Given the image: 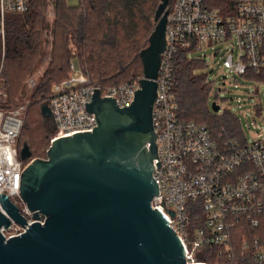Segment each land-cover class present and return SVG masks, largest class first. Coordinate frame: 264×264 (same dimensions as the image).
Here are the masks:
<instances>
[{"label": "built area", "instance_id": "built-area-1", "mask_svg": "<svg viewBox=\"0 0 264 264\" xmlns=\"http://www.w3.org/2000/svg\"><path fill=\"white\" fill-rule=\"evenodd\" d=\"M29 9L30 0H0V199L5 194L12 202L20 197L28 164L18 149L27 105H7L2 78L6 23L8 15ZM230 39L236 42L232 53L238 50L237 59L229 54L223 68L264 82V0H225L223 7L209 6L204 0H171L153 105L160 166L155 159L153 175L159 195L152 207L162 212L181 238L188 264H209L201 259L207 253L217 264H264V238L253 233L261 229L264 216V137L248 142L229 137L225 130L214 135L205 124L183 120L177 100L175 54L179 48L191 54ZM70 69L72 75L54 84L45 99L53 115L51 142L92 132L98 126L96 116L86 110L94 89L101 90L102 97L116 96L123 108L134 101L143 78L102 89L82 68L76 73L71 64ZM28 83L33 88L36 80L32 77ZM18 208L28 225L45 223L44 215L33 220L26 206ZM0 210L7 215L1 201ZM11 221L9 229L1 230L6 239L28 228Z\"/></svg>", "mask_w": 264, "mask_h": 264}, {"label": "water", "instance_id": "water-1", "mask_svg": "<svg viewBox=\"0 0 264 264\" xmlns=\"http://www.w3.org/2000/svg\"><path fill=\"white\" fill-rule=\"evenodd\" d=\"M170 2L160 0L148 46L139 53L143 78L134 101L121 108L116 96L102 97L94 89L86 110L96 116L98 126L53 141L47 159L26 165L20 197L33 220L42 214L45 223L28 225L2 194L9 217L0 210V264H188L181 238L152 207L159 195L155 159L160 166L153 105ZM212 109L217 113L220 107L213 103ZM41 113L44 124H53L48 104ZM20 157L32 158L27 144ZM10 218L28 228L6 239L1 230L11 227Z\"/></svg>", "mask_w": 264, "mask_h": 264}, {"label": "trees", "instance_id": "trees-1", "mask_svg": "<svg viewBox=\"0 0 264 264\" xmlns=\"http://www.w3.org/2000/svg\"><path fill=\"white\" fill-rule=\"evenodd\" d=\"M204 1L212 7H223L225 3V0H214L217 4L212 0ZM55 2V39L51 60L33 89L31 98L35 103H31L27 110L23 132L18 139L19 153L27 144L32 157L35 155V159L42 160L47 159L55 133L48 131V125L44 124L42 103L50 95L54 84L69 77L71 60L78 58L90 80L98 82L102 89L142 77L144 63L140 58L133 60L132 57L140 50L147 34L142 22L149 19L148 13L155 6L149 0H80L76 6H70L67 0ZM46 7V0H30L27 13L7 17L2 78L9 106L15 104L16 98L24 91L25 80L44 60ZM189 51L179 48L175 54L176 93L181 118L190 123L207 125L214 135L225 130L229 137H240L234 123L208 111L210 86L206 75L198 72L206 64L190 58ZM245 77L254 78V75ZM21 141H24L23 146ZM253 233L264 238V216L261 229ZM201 259L217 264L208 253Z\"/></svg>", "mask_w": 264, "mask_h": 264}, {"label": "rangeland", "instance_id": "rangeland-1", "mask_svg": "<svg viewBox=\"0 0 264 264\" xmlns=\"http://www.w3.org/2000/svg\"><path fill=\"white\" fill-rule=\"evenodd\" d=\"M149 1L150 4H155V6L154 9L152 11L150 10L148 13L149 19H144L145 22H142V26L147 34L143 38L140 50L133 55V60L139 58L140 51L148 46V38L156 25L154 18L156 14L155 12L160 4V0ZM46 2L47 7L45 15L47 16V27L43 32V36L46 40L45 53L43 56L44 60L36 71L25 80L24 91L20 96H18V98H16L15 101V104L27 105V109L24 111L23 115L24 123L29 106L31 103H35V101L32 100L31 95L36 85L32 88L28 81L33 77L37 84L39 78L44 75L47 64H49L51 60V51L55 39L53 29L56 2L55 0H46ZM67 2L70 6H76L80 0H67ZM235 43L236 42L231 39L227 42L217 44L211 43L208 48L205 46L199 51L194 53L192 52L189 57L204 61L206 64V66L198 72L206 75L207 83L210 86L208 94V111L210 114L219 116L220 118H227L228 121L234 123V125L238 128L240 132L239 138L252 142L253 140L264 137V82L258 80L257 78L252 79L240 76L223 68V61L229 54L232 53L233 45ZM237 53L238 50H234V53H232L236 59ZM71 64H73L76 73L81 71V65L78 58L74 57L71 60ZM71 75L72 72L69 76ZM213 103H216V105L220 107V110L217 113L213 111L214 109H212ZM43 104H46L45 100L42 105ZM47 125L48 131H52L53 124L50 123ZM43 133H45V131H43ZM21 142V145L23 146L24 141ZM34 151L36 152L37 150ZM44 157H46V155H44ZM32 159H35V155L26 163H29ZM12 200L21 209L26 206V203L23 202L21 197H13Z\"/></svg>", "mask_w": 264, "mask_h": 264}]
</instances>
